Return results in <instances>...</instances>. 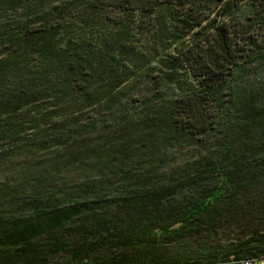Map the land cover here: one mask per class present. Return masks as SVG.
Segmentation results:
<instances>
[{
	"label": "trees",
	"instance_id": "trees-1",
	"mask_svg": "<svg viewBox=\"0 0 264 264\" xmlns=\"http://www.w3.org/2000/svg\"><path fill=\"white\" fill-rule=\"evenodd\" d=\"M257 59L264 0H0V264L261 262Z\"/></svg>",
	"mask_w": 264,
	"mask_h": 264
},
{
	"label": "rangeland",
	"instance_id": "rangeland-1",
	"mask_svg": "<svg viewBox=\"0 0 264 264\" xmlns=\"http://www.w3.org/2000/svg\"><path fill=\"white\" fill-rule=\"evenodd\" d=\"M178 84H184L185 89L194 90L192 83H166L163 86V90L167 91L170 96H175L177 92H179ZM233 89L236 92L246 91L258 100L259 103H264V60L257 59L253 63L246 64L242 66L241 70L238 72V75L235 81L232 83ZM195 91V90H194ZM225 95L222 97L225 105L228 101V93L224 91ZM105 135V134H103ZM207 145H210V148H213L212 141H209ZM171 157L166 160L167 163L177 164L181 163L184 160H189L197 157L199 154L205 153V148L197 146L196 144H190L189 146H181L169 150ZM80 181H69V186L75 185L76 187L80 185ZM249 233L246 229H238L236 230L233 236H230L232 240L242 241L246 239ZM228 238V239H229ZM226 239V238H223ZM213 243V242H211ZM119 253L118 248H112L111 250H102L98 255H91L89 258L84 261L78 263L75 260H70V258L65 254H60L58 257H54L51 259V262L56 264H93L95 259H103L108 256H114ZM261 264H264V259H262Z\"/></svg>",
	"mask_w": 264,
	"mask_h": 264
},
{
	"label": "built area",
	"instance_id": "built-area-1",
	"mask_svg": "<svg viewBox=\"0 0 264 264\" xmlns=\"http://www.w3.org/2000/svg\"><path fill=\"white\" fill-rule=\"evenodd\" d=\"M262 262H258V263H250V264H261ZM243 264H247V263H243Z\"/></svg>",
	"mask_w": 264,
	"mask_h": 264
}]
</instances>
